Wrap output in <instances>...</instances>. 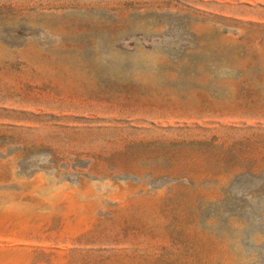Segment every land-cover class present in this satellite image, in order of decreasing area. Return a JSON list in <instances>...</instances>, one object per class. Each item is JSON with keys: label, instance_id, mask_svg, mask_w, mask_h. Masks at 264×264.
<instances>
[{"label": "rangeland", "instance_id": "rangeland-1", "mask_svg": "<svg viewBox=\"0 0 264 264\" xmlns=\"http://www.w3.org/2000/svg\"><path fill=\"white\" fill-rule=\"evenodd\" d=\"M0 264H264V0H0Z\"/></svg>", "mask_w": 264, "mask_h": 264}]
</instances>
